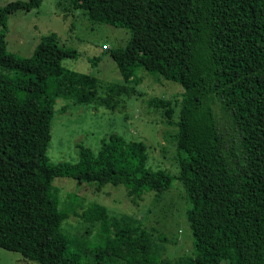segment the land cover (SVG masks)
I'll return each mask as SVG.
<instances>
[{
    "label": "trees",
    "instance_id": "obj_1",
    "mask_svg": "<svg viewBox=\"0 0 264 264\" xmlns=\"http://www.w3.org/2000/svg\"><path fill=\"white\" fill-rule=\"evenodd\" d=\"M41 3L30 0L27 10ZM69 3L94 24L130 31L125 48L106 50L126 82L143 69L184 88L173 137L179 171L149 169L147 145L117 134L104 137L97 153L78 143L75 163L53 164L48 149L60 98L115 112L133 91L109 83L100 96L96 77L63 66L77 52L55 33L31 57L10 53L7 20L15 4L0 7V248L33 264H264V0ZM150 105L172 118V102ZM60 178L123 186L131 204L178 181L194 253L159 258L160 244L170 241L163 233L98 203L61 209ZM72 217L87 225L81 236L64 230ZM95 228L99 242L91 245Z\"/></svg>",
    "mask_w": 264,
    "mask_h": 264
},
{
    "label": "rangeland",
    "instance_id": "obj_2",
    "mask_svg": "<svg viewBox=\"0 0 264 264\" xmlns=\"http://www.w3.org/2000/svg\"><path fill=\"white\" fill-rule=\"evenodd\" d=\"M30 0H0V7L15 4L7 20V50L20 57H31L43 37L57 34L62 47L77 52L76 58H67L63 66L94 76L99 81L100 96L106 94L109 83L128 86L133 92L122 97L115 112L93 106L73 105L66 99L57 101V112L52 120L51 141L48 157L53 164L75 163L78 160L76 145L83 143L97 153L104 137L117 134L126 140H139L148 147V168L178 174L177 149L173 138L178 130L179 102L184 88L181 84L148 74L139 69L134 80L126 82L107 49L125 48L130 40V31L108 24L92 23L84 11H75L69 0H42L38 8L27 10ZM98 62H95V60ZM172 102L174 112L167 119L162 108L150 105L154 100ZM67 110L62 113L65 106ZM60 208L70 204L88 208L98 203L114 214H126L140 220L151 229L163 233L169 242L160 244L165 248L160 258L175 260L194 253L192 234L182 186L175 181L173 187L161 195L149 192L142 202L131 204L123 186L98 188L87 183L79 184L74 179L60 178L54 182ZM151 193V194H150ZM64 230L71 236H81L87 225L76 217L68 219ZM98 228L88 236L91 245L98 244ZM0 264H33L21 253L0 248ZM221 264H230L223 260Z\"/></svg>",
    "mask_w": 264,
    "mask_h": 264
}]
</instances>
